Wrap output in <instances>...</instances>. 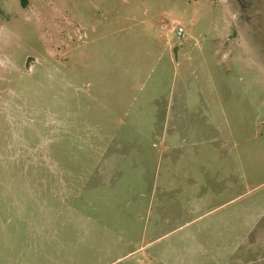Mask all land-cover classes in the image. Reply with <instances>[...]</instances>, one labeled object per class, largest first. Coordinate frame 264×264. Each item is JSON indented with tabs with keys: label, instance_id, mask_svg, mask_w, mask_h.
Masks as SVG:
<instances>
[{
	"label": "rangeland",
	"instance_id": "obj_1",
	"mask_svg": "<svg viewBox=\"0 0 264 264\" xmlns=\"http://www.w3.org/2000/svg\"><path fill=\"white\" fill-rule=\"evenodd\" d=\"M7 193L20 264L264 257V0H0Z\"/></svg>",
	"mask_w": 264,
	"mask_h": 264
},
{
	"label": "crops",
	"instance_id": "obj_2",
	"mask_svg": "<svg viewBox=\"0 0 264 264\" xmlns=\"http://www.w3.org/2000/svg\"><path fill=\"white\" fill-rule=\"evenodd\" d=\"M212 87L216 89L215 86ZM76 180L79 182L80 178H76ZM60 182L61 185H68L72 181H69V178H62ZM82 182L84 183L83 180ZM60 187L62 188V191L59 193H50L46 195L31 193L32 200L34 201H51L40 204L38 207V211L43 213V217L46 216L48 221L57 218L53 213L60 212L63 214L66 213L67 207L72 208V206L65 201L64 189L66 187ZM24 196L25 195L15 193L0 194L1 215H6L12 222H16V219H19V222L21 223L22 220H20V218L25 219V216L23 215H26L33 206L35 207V204L30 203L29 200L31 199H26ZM53 200H56V202H53ZM12 209H16L17 211L15 210L13 213H10V210ZM30 222L34 225V218L30 220ZM20 232L21 228L17 223L0 224V264H20ZM31 238H34V234L31 235ZM222 264H264V257L261 258L259 255L258 258H253V256H245L243 258L230 256V258L222 261Z\"/></svg>",
	"mask_w": 264,
	"mask_h": 264
},
{
	"label": "built area",
	"instance_id": "obj_3",
	"mask_svg": "<svg viewBox=\"0 0 264 264\" xmlns=\"http://www.w3.org/2000/svg\"><path fill=\"white\" fill-rule=\"evenodd\" d=\"M176 31L178 35H184L185 29L183 26H179Z\"/></svg>",
	"mask_w": 264,
	"mask_h": 264
}]
</instances>
